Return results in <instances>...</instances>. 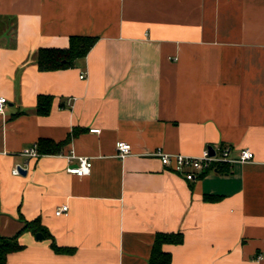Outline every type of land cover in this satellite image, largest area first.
<instances>
[{"label":"crops","instance_id":"crops-1","mask_svg":"<svg viewBox=\"0 0 264 264\" xmlns=\"http://www.w3.org/2000/svg\"><path fill=\"white\" fill-rule=\"evenodd\" d=\"M73 36L97 43L38 66ZM0 97V236L23 246L7 264H150L157 233L176 232L171 264H264V0H0ZM40 140L59 151L22 155ZM222 147L254 159L187 180L154 155ZM69 154L90 173H69ZM36 219L51 238L24 230Z\"/></svg>","mask_w":264,"mask_h":264},{"label":"trees","instance_id":"trees-1","mask_svg":"<svg viewBox=\"0 0 264 264\" xmlns=\"http://www.w3.org/2000/svg\"><path fill=\"white\" fill-rule=\"evenodd\" d=\"M96 38L73 36L70 39L68 48H41L36 54V62L41 69L56 71L72 66L75 60L87 56L89 50L96 42ZM37 104V114L45 116L51 111L53 103V96L40 95ZM43 143H49V148L43 151ZM60 143H54L50 140H40L38 144L39 152H46L56 154L59 151ZM206 200H214L215 197L206 196ZM24 230H28L33 234L41 232L47 238H51L48 230L41 225L40 220L26 222ZM18 235L14 237H1L0 236V264H7L6 258L12 252H19L23 246L19 243ZM184 242V234L181 232L176 233H157L155 245L153 246L152 259L150 264H171L172 255L163 250L164 244L179 245ZM51 248L58 254L72 253V248L60 247L55 241H52Z\"/></svg>","mask_w":264,"mask_h":264},{"label":"built area","instance_id":"built-area-1","mask_svg":"<svg viewBox=\"0 0 264 264\" xmlns=\"http://www.w3.org/2000/svg\"><path fill=\"white\" fill-rule=\"evenodd\" d=\"M86 73L83 72L80 74V79H85ZM7 99L5 97H0V113L5 112L7 106ZM93 131L98 132V129ZM117 153L120 158H124L131 154V145L126 142H118L116 145ZM154 153L157 156L161 163L175 171L178 174L183 175L187 180H195L197 177V172L209 171L215 168L219 164L232 165L235 163H245L254 159V153L251 149L245 148L239 151L238 155L234 157L232 155V149L228 147H222L218 149H205L200 156L192 157L182 154H169L163 150L158 149ZM22 155L28 158H37L40 156L37 145H34L30 148H26L22 151ZM66 158L70 162L68 167V172L84 176L90 173L92 166L91 161L87 157H77L74 154L66 155ZM77 158V163L73 164V159ZM22 166H16L12 173L13 175L21 174ZM69 206L62 205L55 211L56 216L68 215Z\"/></svg>","mask_w":264,"mask_h":264},{"label":"water","instance_id":"water-1","mask_svg":"<svg viewBox=\"0 0 264 264\" xmlns=\"http://www.w3.org/2000/svg\"><path fill=\"white\" fill-rule=\"evenodd\" d=\"M36 238H38V239H43L44 236L42 235V233H37V234H36Z\"/></svg>","mask_w":264,"mask_h":264}]
</instances>
